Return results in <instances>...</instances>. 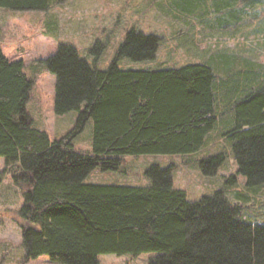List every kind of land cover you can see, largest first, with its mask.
<instances>
[{
  "label": "trees",
  "instance_id": "16d2710c",
  "mask_svg": "<svg viewBox=\"0 0 264 264\" xmlns=\"http://www.w3.org/2000/svg\"><path fill=\"white\" fill-rule=\"evenodd\" d=\"M196 1L184 3L189 8ZM0 8L47 11L49 0H0ZM160 41L127 30L104 70L81 59L72 45L59 44L44 60L55 77L53 110L75 111L77 117L57 139L36 128L26 111L32 81L23 61L9 60L0 49V157L22 190L16 218L26 261L46 255L58 264H99L100 255L155 253L147 264H264V225L246 222L244 207L226 195L236 175L250 191L264 188V73L258 77L257 65L242 61L246 74L255 73L253 82L245 77L251 84L240 94L238 87L227 88L219 108L210 61L118 68L124 58L154 60ZM104 47L98 42L90 50L95 61ZM89 120L86 154L74 150L72 141ZM214 130L229 142L230 153L218 150L198 160L202 174L215 176L228 158L236 172L197 201L174 187L173 167L150 166L144 171L147 186L85 182L95 168L118 171L127 156L194 154ZM237 199L247 201L241 194Z\"/></svg>",
  "mask_w": 264,
  "mask_h": 264
},
{
  "label": "rangeland",
  "instance_id": "374dc122",
  "mask_svg": "<svg viewBox=\"0 0 264 264\" xmlns=\"http://www.w3.org/2000/svg\"><path fill=\"white\" fill-rule=\"evenodd\" d=\"M215 2H222L219 10L213 7ZM193 5L187 8L184 0H49L47 11L0 8V49L9 60L24 63V73L32 81L26 111L35 127L57 139L70 132L76 121L75 111L64 115L54 113L55 77L44 66V60L61 43L72 45L81 59L104 70L127 30L155 35L161 41L154 60L137 62L124 58L118 62V68L170 69L210 61L218 77L219 108L224 104L227 88L238 87L240 94L251 84L245 77L253 82L255 73H245L244 61L256 64L257 76H263L259 72L264 73V0H198ZM98 42L105 47L95 61L90 50ZM222 80L228 81L227 84ZM91 135L89 120L73 139L74 150L90 154ZM218 150L230 153V144L214 130L194 154L127 156L118 171L95 168L85 182L147 186L149 181L144 171L150 166L173 167L174 187L184 190L187 200L193 202L222 188L226 177L236 172L232 158H228L215 176L202 174L197 161ZM251 191L246 188L245 179L236 175V182L226 195L231 202L239 201L244 207L246 222L264 225V188ZM239 194L246 196L247 201L237 199ZM21 205L22 190L13 184L11 172L0 157V264H58L46 255L31 261L24 259L21 227L16 218ZM154 256L155 253L135 257L106 254L100 255L98 261L99 264H147Z\"/></svg>",
  "mask_w": 264,
  "mask_h": 264
}]
</instances>
